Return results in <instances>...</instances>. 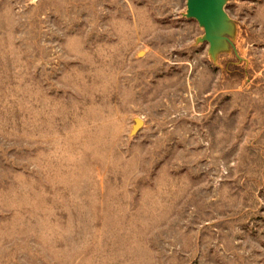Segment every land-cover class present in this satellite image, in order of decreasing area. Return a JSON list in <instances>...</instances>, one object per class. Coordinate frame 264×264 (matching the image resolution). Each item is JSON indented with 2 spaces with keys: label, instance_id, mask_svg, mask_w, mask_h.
Listing matches in <instances>:
<instances>
[{
  "label": "rangeland",
  "instance_id": "rangeland-1",
  "mask_svg": "<svg viewBox=\"0 0 264 264\" xmlns=\"http://www.w3.org/2000/svg\"><path fill=\"white\" fill-rule=\"evenodd\" d=\"M0 0V264H264V0Z\"/></svg>",
  "mask_w": 264,
  "mask_h": 264
},
{
  "label": "water",
  "instance_id": "water-1",
  "mask_svg": "<svg viewBox=\"0 0 264 264\" xmlns=\"http://www.w3.org/2000/svg\"><path fill=\"white\" fill-rule=\"evenodd\" d=\"M187 5L189 15L199 20L209 34L222 27L223 0H187Z\"/></svg>",
  "mask_w": 264,
  "mask_h": 264
},
{
  "label": "bare ground",
  "instance_id": "bare-ground-1",
  "mask_svg": "<svg viewBox=\"0 0 264 264\" xmlns=\"http://www.w3.org/2000/svg\"><path fill=\"white\" fill-rule=\"evenodd\" d=\"M221 23H222V27L220 29V32H222V30H229L231 31V25L226 21V18L222 17L221 18Z\"/></svg>",
  "mask_w": 264,
  "mask_h": 264
}]
</instances>
